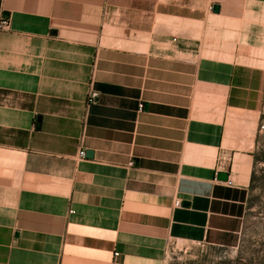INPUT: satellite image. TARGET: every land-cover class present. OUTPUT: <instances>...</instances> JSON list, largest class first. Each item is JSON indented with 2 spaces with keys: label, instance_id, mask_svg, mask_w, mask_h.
Instances as JSON below:
<instances>
[{
  "label": "crops",
  "instance_id": "crops-1",
  "mask_svg": "<svg viewBox=\"0 0 264 264\" xmlns=\"http://www.w3.org/2000/svg\"><path fill=\"white\" fill-rule=\"evenodd\" d=\"M257 2L0 0V264L236 246L264 114Z\"/></svg>",
  "mask_w": 264,
  "mask_h": 264
},
{
  "label": "rangeland",
  "instance_id": "rangeland-1",
  "mask_svg": "<svg viewBox=\"0 0 264 264\" xmlns=\"http://www.w3.org/2000/svg\"><path fill=\"white\" fill-rule=\"evenodd\" d=\"M257 3L264 5V2ZM253 173L251 211L236 246H182L175 243L170 246L168 264H264V114Z\"/></svg>",
  "mask_w": 264,
  "mask_h": 264
},
{
  "label": "built area",
  "instance_id": "built-area-1",
  "mask_svg": "<svg viewBox=\"0 0 264 264\" xmlns=\"http://www.w3.org/2000/svg\"><path fill=\"white\" fill-rule=\"evenodd\" d=\"M9 25H10L9 18L4 16L3 14H0V30L7 29L9 27ZM98 98H99V95H98L97 91L94 90V89H91L89 91V94H88L87 103H89V104L97 103L98 102ZM143 107H144V104L141 103L140 104V110H142ZM80 156L81 157H85L86 156L85 150H81L80 151ZM176 205L180 206L181 205V201L177 200L176 201Z\"/></svg>",
  "mask_w": 264,
  "mask_h": 264
},
{
  "label": "water",
  "instance_id": "water-1",
  "mask_svg": "<svg viewBox=\"0 0 264 264\" xmlns=\"http://www.w3.org/2000/svg\"><path fill=\"white\" fill-rule=\"evenodd\" d=\"M215 11H219L220 10V6L219 5H215ZM87 155L88 156H93V151H91V150H89L88 152H87ZM217 179L218 180H221V181H228V179H229V173L228 172H218V174H217Z\"/></svg>",
  "mask_w": 264,
  "mask_h": 264
},
{
  "label": "trees",
  "instance_id": "trees-1",
  "mask_svg": "<svg viewBox=\"0 0 264 264\" xmlns=\"http://www.w3.org/2000/svg\"><path fill=\"white\" fill-rule=\"evenodd\" d=\"M253 180H254V173H253Z\"/></svg>",
  "mask_w": 264,
  "mask_h": 264
}]
</instances>
